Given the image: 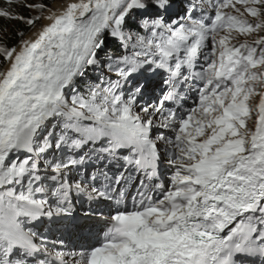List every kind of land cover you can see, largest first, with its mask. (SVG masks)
Listing matches in <instances>:
<instances>
[{
  "label": "snow or ice",
  "instance_id": "6c2138e0",
  "mask_svg": "<svg viewBox=\"0 0 264 264\" xmlns=\"http://www.w3.org/2000/svg\"><path fill=\"white\" fill-rule=\"evenodd\" d=\"M0 264H264V0H0Z\"/></svg>",
  "mask_w": 264,
  "mask_h": 264
}]
</instances>
